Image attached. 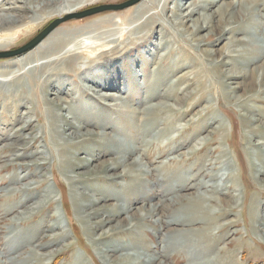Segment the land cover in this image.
I'll return each mask as SVG.
<instances>
[{"label":"rangeland","instance_id":"1","mask_svg":"<svg viewBox=\"0 0 264 264\" xmlns=\"http://www.w3.org/2000/svg\"><path fill=\"white\" fill-rule=\"evenodd\" d=\"M126 1L100 0L91 7ZM208 1L213 2V9L220 4L215 0ZM227 1L237 3L241 0H223L221 3ZM189 3V0H178L177 4L181 7ZM168 8L171 10L173 4H169ZM15 11L11 14L25 13L22 9ZM2 12L7 13L0 10V14ZM113 12L61 23L47 47L56 38H70L76 33L85 36L93 28V33L106 36L107 31L118 26L106 28L109 24L99 22ZM253 12H257L256 9ZM28 16L31 18L28 26L33 25L34 28L23 40L9 46L11 51L29 43L51 22L64 15H51L46 19L43 12H38ZM259 23V20H255L254 26L235 36H226L215 46L207 41L199 47L189 41L185 33L176 32L173 26L163 23L172 43L161 44V47L168 46L178 54L182 53L178 48H184L192 54L193 61L199 63L183 82H178L175 89L180 92L187 88L188 93L196 98L204 97L186 117L175 116L172 127H167L164 133L160 132L165 127L162 118L158 119L157 126L149 125L148 121L154 117L149 109L164 104L189 110V104L156 98L175 81L165 66L160 64L164 50L158 49L157 40L152 39L150 46L139 49L136 55L134 49L139 42L129 44L125 49L128 51L126 55L122 58L109 55L110 62L106 66L95 68L93 64V68L84 71L85 61L75 62L70 73L57 77L66 83L56 82L52 90L61 98L65 97L62 93L67 91L71 100L74 99L69 102L68 97L69 107L83 109L91 113V117L95 115V118H90L98 124L96 132H100V135L106 132L111 136L116 135L118 142L135 147L137 151L128 162L134 158L141 162L139 167H133V173L135 170L140 171L139 180L128 177L122 179L120 173L124 167L111 172L98 168V164L109 160L110 155L97 154L102 149L100 143L106 141L95 137L84 142L81 148L78 145L81 150L77 147L68 148L66 152L72 158L73 166L64 168L65 156L60 150L64 149L66 143L50 127V117L67 115L46 104V100L52 97L42 93L44 89L32 82L44 78L47 71L22 75L32 66L45 61L36 55L39 52L33 53L37 60L22 58L21 62L24 59L29 61L22 63L19 68H11L13 73L6 78L0 76V80H9L8 85L0 86V264H112L114 258L116 264H121V261L127 264L136 259L140 264L149 261H152L150 264H264V230L261 229H264V175L257 174L259 163L262 160L264 162V86H260L261 91L249 90L244 96L237 88H243L250 82L247 70L261 68L264 59L249 66L242 57L230 54L231 58L224 59L226 65L222 68L223 72L219 73L214 69L216 60L207 56L219 50L231 38L247 43L246 46L234 45L232 50L249 48L263 54L264 32L257 29ZM93 24L96 25L93 27ZM18 56L21 55L14 57ZM11 58L0 59V65L16 61L9 60ZM124 60L125 64L121 63L113 73L108 70L104 77L86 78L97 69L110 68L113 66L111 63ZM231 61L233 65H230ZM2 68L4 70L5 66ZM237 71L245 76L236 80L226 78V75ZM15 77H20V80L11 83ZM114 79H118V82L113 84L112 89L106 90L115 96L114 101H97L88 91L95 82L103 85L105 80ZM149 85L154 88L149 90ZM51 88H48L50 92ZM80 95L81 102L75 100ZM115 102L118 108L113 107ZM240 103L243 107L239 106ZM207 104L210 106L209 113L205 109ZM166 116L173 119L169 114ZM30 117L33 120L31 132L28 130L22 138H27L29 142L32 136L35 142L22 146L25 148L22 152L28 157L19 159L14 156L11 140L17 138L15 129L23 126ZM70 117L68 120L74 121ZM194 124H198L197 127ZM216 127L219 130L211 134V129ZM135 128L144 132L148 128L149 133H134ZM180 143L184 148L178 147ZM86 149L92 152L89 155L81 152ZM162 150L165 154H160ZM36 153H43L47 164L27 166L32 161H38ZM79 163H89V167L86 171L82 170ZM80 170L87 172V175L76 178ZM79 192L84 194V199L77 198ZM195 195L207 200H203V206L209 209L210 223L184 229L183 232L173 230L166 233L165 230L169 228L167 222L182 215L181 209ZM92 201L97 203L95 207L86 208L87 211L80 208V204L86 205ZM13 204L17 206L13 207ZM37 204L40 206L33 210ZM167 205L171 207L167 208ZM116 211L122 212L115 221L101 227L95 225L102 217L113 216ZM86 214H92L91 218H86ZM253 215H259L258 220H254ZM123 219H126V223L118 224ZM118 257L120 261H117Z\"/></svg>","mask_w":264,"mask_h":264},{"label":"bare ground","instance_id":"2","mask_svg":"<svg viewBox=\"0 0 264 264\" xmlns=\"http://www.w3.org/2000/svg\"><path fill=\"white\" fill-rule=\"evenodd\" d=\"M99 1L100 0H66V1L65 0H1L0 10L1 11L5 10L7 13L2 12L0 14V52L11 51L10 49H8L9 46H12L13 44H16L17 42L23 40L28 34H30V32H32L30 31V29H33L34 26L33 25L28 26L29 21L31 19L28 16L29 14L33 15V14H38V12L40 13L43 12V15L44 16L46 15V19L51 15L54 17H61L63 15L66 16L69 14L80 12L79 11L80 9L85 8L87 6L91 7L93 4L98 3ZM189 1L190 3L188 5L184 4L183 6L180 7L177 4L178 0H141L135 6H132L131 8L129 7L126 10H123V12L122 11L113 12L108 17L104 18L102 21L99 22L103 24H109V26H106V28L112 25L118 26V28L116 27V29H111L110 31H107L108 33H106V36L105 34H100V33H96L97 34L96 35L95 33H93V31L95 30L93 28L92 32L86 34L85 36H79L76 33L70 36V38L67 37L66 38L61 37L59 39L56 38V40L53 41V43H51L50 47L49 46L47 47L48 42L54 36H56L58 32L54 30L32 50L22 54L21 56L13 57L9 59V60L16 59L15 62L11 61L9 63L6 62L0 65V69L5 66L4 70H2L3 68L1 69L2 71L0 70V76L6 78L7 75L13 73L12 69L19 68L22 65V63L29 61L24 59L21 62L20 60L22 58L28 57L30 58V60L32 59L37 60L38 59L36 58L37 56L33 57V53L39 52L36 55H38V57H41L42 59H45V61L42 63L36 64L32 67L30 66L31 68L29 67L30 69L22 73V75L30 74L31 72L32 74H35L36 72L39 71L40 72L47 71V73L44 74L43 76L44 78L41 77L38 78V81L34 80L32 82L36 83V85L41 86L44 89L42 93L44 94L46 93V95L49 94L52 97L49 100H46V104H49V106L53 110L58 112H65L67 115L65 117H62L61 115H54V117L53 116L50 117L51 120L50 127H52L59 135V137L63 139V141L66 143L64 149L62 148L60 150V152L65 156V161H63L64 168L73 166L72 158H69L68 151L66 152V150L68 148H76L78 145H81L80 146L81 148L83 147L82 145L84 142L95 137V138H99V140L101 141H106V143L104 144L100 143L102 149L97 154L102 156L106 154L110 155L109 157L110 159L99 163L97 166L98 168H101L106 172H111V171H117L120 167L121 168L124 167L123 171L120 173V177L122 179L128 177L129 179L132 180H139V176L141 175L140 171L138 172V170L137 171L135 170V172L133 173V167L134 168L139 167L141 162L137 159L135 160V158L132 159L130 162H128L137 151L135 147H133L132 145H128V143L126 142L124 143L118 142L117 141L118 139L117 140L115 139L116 135L111 136L107 134V132L103 134L101 133L100 135V132H96V128L98 127V124L91 121V118H95V115L91 117L92 116L91 113L88 114L83 109H80L78 107H73V108L69 107L68 97L70 99L69 102H72L74 99L71 100L72 98H70V95L67 94V91L62 93L65 97L61 98V96H59L55 91L52 90L51 87L56 82L60 84L66 83V82L64 83V80L62 79L60 80L57 79V77L63 76V74L65 75V73H70L74 67V64L82 63L83 61H85L84 62L85 64L83 66L84 71L91 68L93 64H95L94 65L95 68L104 65L106 66L110 62V60L108 61L109 59L108 57H110L109 55L112 54V55H116L115 57L122 58L123 55L127 54L128 51H125V49L129 44L135 45L136 44L135 41H137V43L139 42L136 45V48L134 49L135 51L134 54L136 55L139 49H145L146 46H150L152 39L157 40L158 44L157 43L156 44L158 49L160 51L164 50L163 52L164 56L161 58L162 61L160 64L165 66L166 71L171 77L175 78V81L172 85L168 87L166 91L157 94L156 98L171 99L177 104H186V102L189 104V110H181L164 104H159L149 109L154 115L153 119L148 121L149 125H152L153 127L157 126L158 119L161 120L162 118L165 127L161 129L160 132L164 133L167 131L166 129L167 127H172V123L176 119L174 118L175 116H177V118L186 117L189 111H192L194 108H196L197 105H199L202 102L204 97L199 95L200 97L196 98L192 93H188V91L186 90L187 88L181 90L180 92L179 89L178 90L175 89V87L178 85V82H183L186 79L187 74L191 73L196 66H199V63L197 61H193L194 59L191 58L192 54L191 53L189 54L188 50L184 48L179 47L178 49L182 53L178 54L176 51H174L172 48H169L168 46H166V48L161 47V44L169 45L172 43V40L167 35L168 32L165 26L163 25V23H168L169 25L173 26L176 29V32L178 31L179 33H185L189 38V41L194 43V45L197 47H199L201 44L205 45L207 41H209L211 45L215 46L218 42H221L224 39H226V36L227 37L235 36L237 34H240L241 32H244L246 28H250L254 26L255 20L260 21L257 29L260 30L261 32H264V0H241L238 1L237 3H234L232 1L231 2L227 1L224 2L223 4L221 3V1L223 2V0H215L216 3H220L215 9L212 8L213 2H209L208 0H201V1L189 0ZM169 4H173V8H171V10H169L168 8ZM3 5L5 6V8L3 7ZM16 9H22L25 13L11 14V13H15ZM253 9H256L257 12H253ZM26 12L28 14H26ZM94 25L96 24H93L92 26L94 27ZM125 26H127V29H125ZM203 32H205L204 35L202 34ZM145 40L146 41L149 40L147 44ZM237 44H241L243 46L247 45V43L245 44L244 41L242 40H238V39L235 40L231 38L224 45H222V47L219 50L214 51L212 55L211 54L208 55L206 53L210 59L216 60V65L214 68L215 71L219 73L223 72L222 68L224 65H226V63H224V59L231 58L230 54H235L234 56L242 57L241 59H245L246 64H248L249 66L253 65V63L258 60L264 59V53L260 54L258 53L257 50L254 49L245 48L243 50H238V51L232 50V47ZM240 51H242V53H240ZM126 60L122 62L116 61L114 64L111 63L113 66H111L110 68L108 67L109 69L107 67L97 69V71H93L95 72L94 74L91 73L86 78L93 79L96 77H104V75L108 73L106 72L108 70L111 73H113L121 66V63L124 65ZM133 63L135 62L133 61ZM231 63L232 64L230 65H233L232 61ZM96 64H100V65L96 66ZM261 64H262L261 68L259 66L247 70L250 82L247 83L246 85H243V88H241V86L237 87L242 91V96L246 95L249 92V90L258 89L259 91H261L260 86H264V81H263L264 60ZM6 68L9 70H6ZM244 76L245 74L241 73V71L239 72L237 71L236 73H232L231 75H226V78L228 80H236ZM19 80L20 77L13 79L11 83L15 81L18 82ZM8 81L9 80L6 79L0 80V86L3 87L8 85L9 84L7 83ZM105 81L103 85L97 84L95 82L94 87H92L91 90L88 89V91L92 92L91 96L95 97L97 101H103V100L106 102L114 101L115 96L106 90L112 89L111 87L113 86V84L118 82V79L117 80L114 79L113 81L112 80H108L106 82ZM48 88H51L52 92H50L49 91L50 89ZM153 88H154L153 85H149L148 89L152 90ZM81 97L82 96L80 95L78 98H75V100L81 102ZM66 104L67 106H65ZM114 106L118 108L119 105L117 106L115 102L113 107ZM239 106L243 107L242 103H240ZM205 109L207 113L210 112V106H208V104L206 105ZM166 114L172 116L173 119H170L167 116L165 117ZM69 116H71L70 119L71 120L74 119V121H69L68 120ZM28 119L29 121L25 122L23 126L15 129L16 133L14 132V134H17L16 140L15 139L11 140L13 142L11 145L13 146V150L15 153L14 156L17 158L25 157L26 155L24 154V152H22L25 149L23 147H25L26 144H29L32 141L35 142V138L32 136L29 138L30 140L29 142L27 141V138L25 137L22 138L25 132L31 130L30 125H32L33 120L31 117ZM214 123H216V121H214ZM197 125L198 124H194V126L196 127ZM141 126L142 125H139V127ZM210 127L211 126L209 125V128ZM138 128H135L133 130L134 133H144V134L149 133L148 128L145 129V132ZM218 130H219L218 127L212 128L211 134L216 133ZM30 132H28L27 134H29ZM178 132L183 133L182 130H178ZM262 139L264 140V135ZM170 143L172 144L173 142ZM178 147L184 148V145L180 143ZM80 148L78 149L81 150ZM174 151H176V149ZM81 152L89 155L92 152V150L86 149V150H82ZM36 154L38 156L37 160L40 162L30 161L31 162L30 165L27 166H43L47 164L46 158L44 157L45 155L43 153H36ZM160 154H165L164 150H162ZM113 158H115V160H113ZM88 164L84 163L80 165L79 163L80 169L86 171L87 167H89ZM61 165L62 164H60L59 166L61 167ZM79 166L77 168H79ZM130 172H132L133 174H128ZM257 174L259 176L264 175L263 160L259 163V169L257 170ZM85 175H87V172L80 170V172L76 173V178ZM77 198L84 199V194L80 192L77 193ZM181 200H179V202H181ZM203 200L207 201L205 200V198L201 196L198 197L196 195L188 199L189 203L186 205V207L181 209L183 211L182 215H177L175 216L174 219L168 221L167 226L169 228L165 230V232L166 231L173 232V230L177 232H181V231L183 232L185 231L184 229H188L191 227L197 228V226H200L202 224L210 223V215L208 213L209 209L203 206L204 204ZM96 205L97 203L92 201L87 203L86 205L80 204V208L83 209V211L84 210L87 211L86 208L89 207L92 208L95 207ZM12 206L15 207L17 206V204L15 205L13 204ZM38 206H40V204H37L36 208H33V210L37 209ZM166 207L170 208L171 205H167ZM151 211L154 210H150V212ZM120 212L116 211L113 214V216L107 215L102 217L98 222H96L95 225L97 226L100 225L101 227V225L103 224H108L111 221H115L118 215L121 214ZM179 212L181 211H178V213ZM91 215L92 214H86V218H91ZM94 215L96 214L94 213ZM134 217L139 218L138 215L137 216L134 215ZM257 217H259V215L258 216L253 215L254 220H258ZM125 221L126 219L120 220L118 221V224L126 223ZM261 229L264 230L263 228ZM168 234L172 235L171 233ZM108 252L110 251H105V253ZM119 258L120 257H118L117 261L119 260ZM115 259L116 258H114V260L111 261L113 262L112 264H116ZM128 260L127 262H129ZM150 262L152 263V261H149L147 264H150ZM120 263L126 264L124 262L122 263V261ZM127 264H140V263L139 260L136 259ZM158 264H164V263H158Z\"/></svg>","mask_w":264,"mask_h":264},{"label":"water","instance_id":"3","mask_svg":"<svg viewBox=\"0 0 264 264\" xmlns=\"http://www.w3.org/2000/svg\"><path fill=\"white\" fill-rule=\"evenodd\" d=\"M141 0H128L121 4H114V5H98L93 6L91 8L85 9L84 11H80L74 14H69L66 16H63L62 18L56 19L53 22H51L45 29H43L38 35L35 36L29 43L22 46L21 48L13 51H6V52H0V59H5L9 57H14L17 55H22L33 48H35L39 43H41L49 34H51L61 23H64L69 20H75V19H82L85 17H90L97 15L102 12H115L127 9L129 7L135 6L138 4Z\"/></svg>","mask_w":264,"mask_h":264}]
</instances>
